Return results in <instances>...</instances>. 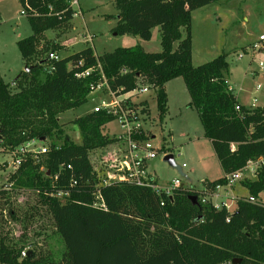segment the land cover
Returning <instances> with one entry per match:
<instances>
[{
  "label": "trees",
  "instance_id": "1",
  "mask_svg": "<svg viewBox=\"0 0 264 264\" xmlns=\"http://www.w3.org/2000/svg\"><path fill=\"white\" fill-rule=\"evenodd\" d=\"M19 1L22 10L27 9L33 32L17 42L29 71L16 79L15 90L0 76V152L32 140H52L44 155L24 158L9 184L37 194L39 204L51 215L53 233L61 240L63 250L55 254L52 235H43L42 242L49 247L44 249L39 241L28 238L27 231L16 239L1 224L0 264H264L263 207L239 201L227 222L225 211L217 212L203 204L194 206L189 200L197 195L192 188L181 187L166 196L129 183L103 185L91 153L116 143L115 137L103 134L113 119L92 112L72 121L81 134V143L66 134L58 119L88 103L91 85L99 82V72L85 79L76 75L97 68L98 63L115 91L134 90L140 79L149 85L161 122L169 110L165 86L183 78L190 95L188 106L197 110L224 175L264 157V109L252 110L239 104L229 85L228 54L193 65L192 14L221 0H115L116 34L150 41L153 29L159 27L162 51L149 53L135 46L97 57L91 47H85L57 61L38 59L40 38L71 21L73 11L63 0ZM176 42L179 45L174 49ZM63 49L59 45L52 48L53 52ZM232 144L236 145L234 151ZM162 152L170 153V149L163 146ZM63 164L71 165L73 171H60ZM73 178L77 185L69 196L49 195L69 189ZM223 182L224 178L208 184L214 187ZM242 185L249 195L264 191V168L257 180L246 179ZM98 191L106 209L94 206ZM10 205L8 190L1 189V223ZM8 214L18 220L14 209L10 208ZM32 218L33 214L27 219ZM26 249L27 256L21 258Z\"/></svg>",
  "mask_w": 264,
  "mask_h": 264
},
{
  "label": "rangeland",
  "instance_id": "2",
  "mask_svg": "<svg viewBox=\"0 0 264 264\" xmlns=\"http://www.w3.org/2000/svg\"><path fill=\"white\" fill-rule=\"evenodd\" d=\"M80 7L81 14L74 17L70 26L65 24L49 30L40 38L41 53L38 59L49 57L53 46L56 45L64 48L54 51L59 57L66 56L73 49L85 47H91L97 57L112 53L118 48L135 46H141L149 53L162 51L159 27L153 29L150 41L130 34H116L114 29L118 21V8L115 0H80ZM21 11L19 0H0V74L12 90L16 89L14 83L20 72L26 69L17 42L33 34L29 20ZM192 17L193 65L197 67L223 53L228 54L227 60L231 67L229 85L234 90L239 104L252 110L264 109V71L259 69L260 63L264 65V50L258 52L253 49L264 35V0H221L195 10ZM86 34L93 37L92 43L85 42ZM67 38H77L79 42H75V47L70 50L65 48L67 46L60 45L62 40ZM178 45L179 42H176L174 49H177ZM47 48L48 51L45 50ZM165 88L169 111L162 122L157 112L154 92L138 96L137 101H146L151 107V118L144 123L156 136L153 142L155 147L165 146L170 149L176 166L182 168L185 164L186 167L180 172L165 162L164 157L160 155L149 163V170L155 175L160 186H169L174 180H179L185 188L201 190L204 182L222 179L225 176L223 169L211 142L204 135L197 110L188 106L190 95L183 78L170 81ZM100 100L101 97L92 92L87 104L59 115L60 125L64 126L66 134L74 142L81 143V134L71 122L92 113ZM103 134L110 137L120 135L121 129L116 122H110L104 127ZM36 142V147L48 148L52 140ZM107 150L99 149L91 153V160L102 178L107 175L106 167L101 164ZM7 153L8 151L0 152V162L10 159ZM12 174L7 164H0V189H8L11 201V205L3 214L5 222H0V225L3 224V228L16 239L27 231L28 238L31 241H39V247L44 249L48 246L42 242L43 235H52L51 247L56 255L61 254L63 245L53 233L51 215L39 204L34 191L20 190L9 184ZM232 193L238 197L249 196V191L242 184H237ZM10 208L16 211L18 220L10 217ZM31 214L33 218L27 219ZM39 234L40 236H37Z\"/></svg>",
  "mask_w": 264,
  "mask_h": 264
},
{
  "label": "built area",
  "instance_id": "3",
  "mask_svg": "<svg viewBox=\"0 0 264 264\" xmlns=\"http://www.w3.org/2000/svg\"><path fill=\"white\" fill-rule=\"evenodd\" d=\"M68 8L73 11V18L81 14L80 0H63ZM28 5V4H26ZM29 6V5H28ZM27 6V7H28ZM28 11H31L28 7ZM23 16L27 17V9L21 11ZM87 44L93 42V37L90 34L84 36ZM255 51L260 52L264 50V35H262L253 46ZM59 57L55 52L49 55L50 60L57 61ZM81 64V63H80ZM260 71H264V65L259 64ZM99 72V82L91 85V92L97 93L101 97L100 103L94 108L93 113H104L112 118V122H116L121 129L120 135H115L116 143L107 147L106 154L102 157V166L107 169L106 177L103 179V185H111L112 183H129L140 187H148L152 189L157 195L172 196L173 192L182 187L179 180H174L169 186H160L156 180L155 175L149 170V163L156 160L160 155L164 158L169 153L162 152V147H155L153 142L156 136L151 129L145 126V120L151 118V107L146 101H137L138 96L148 95L152 90L149 85L141 83L134 90L125 92L123 88L113 90L102 72L101 65L98 63L97 68L87 69L76 75L78 79H85ZM260 89V86L257 87ZM232 89V87H231ZM153 92V91H152ZM151 92V93H152ZM146 103V104H143ZM239 111V108H236ZM264 118V114H263ZM144 136L147 139H144ZM36 140H32L20 147L8 151L10 161L6 162L8 169L14 173L17 171L26 156L33 155L38 158L40 155L47 153V147H36ZM236 149V145H231V151ZM2 152H4L2 150ZM184 164L181 170L185 168ZM264 168V157L255 161H249L247 165L232 174L225 175L224 182L211 187L208 181L203 183L201 190L193 189L196 192L198 203L205 206H211L213 210L220 212L225 211L227 214L226 221L230 222L231 218L238 209L239 201H246L248 203L264 208V191L257 196L249 195L248 197H238L232 193V190L239 183L246 179L257 180ZM73 171L71 165H61L60 171ZM96 172L98 170L95 168ZM99 174V173H98ZM60 173L55 176L58 180ZM70 188L66 191H58L56 195L59 198L67 197L71 193L77 182L73 178L69 182ZM3 189V188H1ZM0 189V190H1ZM4 190H8L4 188ZM96 196L95 207L106 209V205L101 193L98 191ZM163 205V203H162ZM27 256V249L21 254V258Z\"/></svg>",
  "mask_w": 264,
  "mask_h": 264
},
{
  "label": "crops",
  "instance_id": "4",
  "mask_svg": "<svg viewBox=\"0 0 264 264\" xmlns=\"http://www.w3.org/2000/svg\"><path fill=\"white\" fill-rule=\"evenodd\" d=\"M1 13V12H0ZM118 15V14H117ZM74 19V18H73ZM73 19L71 20V21H73ZM71 21H69L68 23H66L68 26H70L69 24H70V22ZM117 24H118V21H117ZM65 25V24H64ZM79 40V39H78ZM57 43H59V40H57L56 41ZM78 43L79 41H77V38H67V39H64V40H62V42L60 43V45H63V46H67V47H65V48H67V49H73V47H75V46H73V44L74 43ZM85 44V43H84ZM83 44V45H84ZM79 50H81V49H73L71 52H75V51H79ZM22 72H20V74H21ZM0 76H1V74H0ZM1 78H3L2 76H1ZM4 79V78H3ZM165 90H166V88H165ZM167 93V92H166ZM168 95V94H167ZM238 99V98H237ZM169 100V99H168ZM238 102H239V100H238ZM169 103V102H168ZM240 103V102H239ZM169 108V107H168ZM169 111V110H168ZM170 154V153H169ZM8 155V154H7ZM9 156V155H8ZM10 161V159L9 160H7V161H2V162H0V164H7L6 162H9ZM182 171V170H181ZM209 182V181H208ZM239 184H242V183H239ZM183 186V185H182ZM184 187V186H183ZM234 194V193H233Z\"/></svg>",
  "mask_w": 264,
  "mask_h": 264
},
{
  "label": "water",
  "instance_id": "5",
  "mask_svg": "<svg viewBox=\"0 0 264 264\" xmlns=\"http://www.w3.org/2000/svg\"><path fill=\"white\" fill-rule=\"evenodd\" d=\"M28 71H29V69L26 68V69H25V72H28ZM164 161H165V162H168L172 167L178 169V171L181 172V169H180L179 167H177L176 164H175V162H174V156H173V155H171V154L167 155V156L164 158ZM182 187H183V186H182ZM189 200L192 202V204H193L194 206H198V205H199V203H198V198H197L196 196H191V197H189ZM233 264H236V261H234Z\"/></svg>",
  "mask_w": 264,
  "mask_h": 264
}]
</instances>
